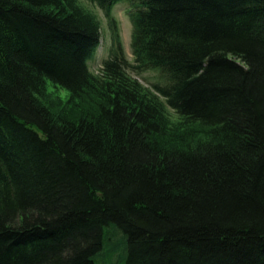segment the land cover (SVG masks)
<instances>
[{
  "label": "trees",
  "instance_id": "trees-1",
  "mask_svg": "<svg viewBox=\"0 0 264 264\" xmlns=\"http://www.w3.org/2000/svg\"><path fill=\"white\" fill-rule=\"evenodd\" d=\"M86 1L96 74L77 0H0V264H264V0ZM46 82L97 113L54 117Z\"/></svg>",
  "mask_w": 264,
  "mask_h": 264
},
{
  "label": "rangeland",
  "instance_id": "rangeland-1",
  "mask_svg": "<svg viewBox=\"0 0 264 264\" xmlns=\"http://www.w3.org/2000/svg\"><path fill=\"white\" fill-rule=\"evenodd\" d=\"M78 4L87 12L94 15L100 24V45L97 48L93 58L88 62L89 70L96 74L97 69L101 63L109 57L110 54V31L107 27V21L102 13V11L93 3L86 0H77ZM130 4L127 2H120L113 7L111 10V16L115 20L117 26V33L120 40V44L127 60V63L133 66V57L131 54V24L128 19V10ZM127 72L131 77L136 79L143 88L152 92L153 86H164L167 84V80L164 75L156 69H149L137 72L136 70L128 69ZM41 104L50 111L54 116L65 117L71 122H78L83 116L89 114H96L97 107L99 105L98 100L90 95H82L80 99H73V97L68 93V91L55 87L52 84L46 82L44 85V90L41 95L38 96ZM167 113L170 118L171 129L173 134L181 135L183 131H187L190 128L195 130L196 135L203 136V129L198 125L188 126L182 120L179 119L171 110L167 109ZM199 137V136H197ZM176 146V145H175Z\"/></svg>",
  "mask_w": 264,
  "mask_h": 264
}]
</instances>
